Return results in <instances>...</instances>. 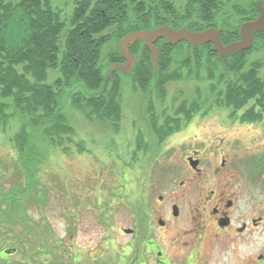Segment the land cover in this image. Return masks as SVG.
<instances>
[{
    "label": "trees",
    "instance_id": "trees-1",
    "mask_svg": "<svg viewBox=\"0 0 264 264\" xmlns=\"http://www.w3.org/2000/svg\"><path fill=\"white\" fill-rule=\"evenodd\" d=\"M184 1L182 15H178L170 0H74L69 16L63 18V9L53 6L51 0H0V134L13 129L9 136L16 152L13 168L23 176L12 181L10 192L0 191V200L8 201L0 211V235L8 233L2 221H13V213L18 214V198L26 200L32 195L27 189H38L37 172L45 165L49 150L59 147L67 151L65 143L73 141L75 129L65 109L78 110L86 119L119 129L125 75L115 71L105 91L102 89L110 65L124 62L118 51L124 35L171 25L190 30L219 28L223 44L239 38V25L245 19L232 23L217 15L226 2ZM251 4L255 6V1ZM193 12L207 15H190ZM110 42L103 65L101 50ZM155 46L156 69L150 64V51L144 42L137 40L128 46L136 58L126 75L132 89L147 98L153 93L160 100L158 105L150 99L146 103V129L135 132L133 159L136 151L156 153L166 137L199 111L225 107L236 113L243 108L241 122L261 119L264 76L257 73L261 62L249 61L247 54L264 47V29L255 33L248 50L220 61L210 42L171 45L162 39ZM175 83L183 85L168 90L169 84ZM143 131L147 134H141ZM74 143L78 150L83 149L81 141ZM3 167L9 169L4 163ZM44 226L49 233L47 224ZM5 243L0 240V245ZM1 248L0 264H18L9 258L12 251L6 255L7 250Z\"/></svg>",
    "mask_w": 264,
    "mask_h": 264
},
{
    "label": "rangeland",
    "instance_id": "rangeland-1",
    "mask_svg": "<svg viewBox=\"0 0 264 264\" xmlns=\"http://www.w3.org/2000/svg\"><path fill=\"white\" fill-rule=\"evenodd\" d=\"M73 1L51 0V4L63 9L64 15L61 16L67 18ZM174 2L178 6L183 3L179 0H174ZM237 19L230 18L229 20L235 23ZM67 27L68 25L65 29ZM111 45L112 42L101 50L100 62L103 65L106 62L103 60L104 53ZM247 59L261 62L257 73L263 77L264 47L249 52ZM122 78L125 80L122 86V120L119 123V129L114 130L95 119H86L80 115L78 110L65 109L75 129V134L71 136L73 141L65 143V146L68 147L67 151H63L59 147L49 150L45 165L41 166L40 171L37 172V202L32 198L27 201L17 200L19 207L16 208V213L18 214L15 215L12 212L14 220L4 219L2 221V226L7 229L8 233L0 235V240L3 239L6 242L0 246H2L1 250L12 251L10 259L21 261V264H32L34 260L39 261L35 259L33 253L38 245L40 250L53 249L56 255L46 264H51L53 260H55L54 264H85L83 258V261L71 263L69 254L72 253V260L77 261L82 255L81 251H89L96 248L97 244L102 243L103 248L98 253V259L103 264H141L142 252L137 250L139 246L141 247L139 238L135 239L134 235L124 233L121 228H134L135 222L139 220L135 213L138 210H140L138 211L139 215L146 222L152 220V213L150 215L145 213L150 212L154 205H159L157 196H165L171 191H176L180 186L179 179L165 181L159 176H154L155 174L146 178L135 173V169L138 170L143 164L141 161L142 151H136L134 159L132 157L136 147L135 132L140 128L146 129L144 115L147 101L150 99L153 104L158 105L160 100L153 93L149 98L143 96L139 90L132 89L130 79L126 75ZM175 85L182 87L183 84H169L168 90L174 89ZM189 87L191 86L188 85ZM242 109L233 113L230 108H213L210 113H214V115L204 120H197L191 131H200L202 137H208L210 134L238 135L248 142L247 145H250L249 143L253 145L254 141L257 144H264V113L260 120L241 122L239 115ZM221 119L229 122L239 121L252 128L237 123L228 126ZM12 130L8 129L0 134V191L4 193L11 191L12 181L17 180L16 177L22 174L21 171L17 172L13 168L16 152L9 140ZM142 133L147 134L145 131ZM147 136L151 135L148 133ZM175 137L181 139L185 135L181 134ZM78 141L82 143V150H78V146L74 143ZM153 144L155 147L154 142ZM231 146L237 151L240 150L238 143H232ZM160 160L155 161L154 165L160 163ZM3 163L7 166L6 168L12 169V171L6 170ZM165 165L167 164L165 163ZM20 177L23 178L22 175ZM233 182L241 184L238 205L245 204L250 200L253 203L263 201L264 191L261 190V183L253 184L245 176L236 177ZM97 194H101L103 198V226H98L95 223L91 207L84 210L85 213L83 212L80 219L71 222L69 216L76 218L86 205L91 204V199L95 205ZM142 202L143 205H141ZM6 203L8 204V201L0 200V211L6 206ZM22 219L27 221L25 225L19 221ZM180 221L181 225L185 224V220L181 219ZM44 224H47L50 233L46 232L47 228L43 229ZM71 226L73 234L69 235ZM22 233L25 237L23 252L29 256L22 254L19 242L15 237ZM100 237L103 239L99 242ZM261 240V243H264V232L261 235ZM56 241L60 242L57 247H55ZM129 242H134L136 245V249L130 255L128 250L123 248ZM64 246L66 250H63ZM214 256L216 264H228L225 257L218 253Z\"/></svg>",
    "mask_w": 264,
    "mask_h": 264
},
{
    "label": "flooded vegetation",
    "instance_id": "flooded-vegetation-1",
    "mask_svg": "<svg viewBox=\"0 0 264 264\" xmlns=\"http://www.w3.org/2000/svg\"><path fill=\"white\" fill-rule=\"evenodd\" d=\"M170 1L174 2V0ZM179 1L183 2L180 6L174 3L178 10L177 14L182 15L185 1ZM222 1L226 2V5L217 15L228 19L244 18L241 23L256 19L260 14L258 3L264 5V0H253L255 6L251 4V0ZM237 8L240 9V13L236 12ZM190 15L207 14L193 12ZM162 26L179 29L171 25ZM160 40L162 38L155 44ZM181 42L184 41L177 44ZM211 115L214 113L199 111L184 127L166 137L152 156L151 152L146 154L142 152L143 164L138 170L135 169L137 175L147 178L155 174L154 176H159L165 181L179 179L180 187L165 196H157L159 205H154L150 212L145 213L147 215L152 213V220L146 222L139 215L140 210H138L135 213L139 220L135 222L134 228H121L124 233H126L124 229H130L131 231L127 233L134 235L135 239L139 238L141 247L139 246L137 250L142 252L141 264H216L214 256L216 253L225 257L228 264H264V243H261V235L264 232V199L257 203L250 200L238 205L241 184L233 182L236 177L245 176L253 184L261 183V190L264 191V144H257L254 141L253 145L251 143L247 145L248 142L238 135L210 134L208 137H202L200 131H191L197 120H204ZM221 120L228 126L235 123L249 126L239 121ZM181 134L185 137L176 139L175 136ZM232 143H238L240 150H235L231 146ZM159 160L160 163L154 165V162ZM27 191H31L32 195L26 200L23 197H19L18 200L27 201L32 198L37 202L38 189H27ZM90 207L95 223L103 226L104 209L101 194H97L95 205L91 199V204L86 205L76 218L69 216L70 221L75 222L80 219L84 210ZM181 219L185 220L184 225L180 224ZM19 221L23 225L27 222L24 219ZM72 234L71 226L69 235ZM24 238L23 233L18 235L17 242L22 254L27 255L23 252ZM102 239L103 237H100L99 242ZM59 243L56 241L55 247ZM102 248V243H99L96 248L81 251L82 255L77 261L72 260L71 253L70 261L77 263L84 259L85 264H103L98 259V253ZM123 248L127 249L130 255L136 249V245L134 242H129ZM63 250H66L65 246ZM33 253L35 259L39 261L32 260V264H46L55 255L51 248L40 251L38 245ZM8 254L9 251L6 255ZM54 261H51V264H54ZM18 264H21V261H18Z\"/></svg>",
    "mask_w": 264,
    "mask_h": 264
},
{
    "label": "water",
    "instance_id": "water-1",
    "mask_svg": "<svg viewBox=\"0 0 264 264\" xmlns=\"http://www.w3.org/2000/svg\"><path fill=\"white\" fill-rule=\"evenodd\" d=\"M260 14L254 20L246 21L239 26V39L223 44L220 40V30L215 27H209L201 31H191L185 26L180 27L178 30L172 29L170 26H160L150 30H140L130 32L124 35L118 42V51L124 58L123 63L111 64L105 73L103 83V91L107 88L108 83L111 81V75L115 71H119L123 75H128L135 65V56L128 51V46L134 44L137 40L144 42L146 48L150 51V64L152 68L156 69L158 48L155 42L162 38L167 43L175 45L180 41H184L192 46H200L210 42L213 49L216 51V58L220 61L223 57H229L236 54L238 51L248 50L254 41V32H259L264 29V5L258 3ZM129 233L130 229H124ZM8 253V251H6Z\"/></svg>",
    "mask_w": 264,
    "mask_h": 264
}]
</instances>
